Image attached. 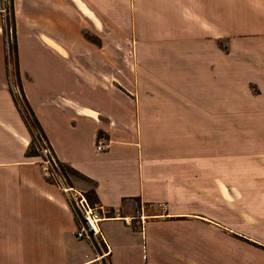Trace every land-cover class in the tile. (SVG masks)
<instances>
[{"label": "crops", "instance_id": "crops-1", "mask_svg": "<svg viewBox=\"0 0 264 264\" xmlns=\"http://www.w3.org/2000/svg\"><path fill=\"white\" fill-rule=\"evenodd\" d=\"M12 10L18 86L42 142L93 184L101 217L95 242L78 239L79 191L27 155L0 15V264H244L245 240L258 243L232 201L264 220V0ZM43 55L60 74L38 66Z\"/></svg>", "mask_w": 264, "mask_h": 264}, {"label": "rangeland", "instance_id": "rangeland-1", "mask_svg": "<svg viewBox=\"0 0 264 264\" xmlns=\"http://www.w3.org/2000/svg\"><path fill=\"white\" fill-rule=\"evenodd\" d=\"M0 15L2 16L3 29H4L3 32H4L5 46H6V65L8 69H10V73H9L10 83L14 87V99H16V101L18 102V105L16 106L20 110V113L22 114L24 120V117L25 116L29 117V115H28V110L24 105V94L22 93L21 88H19L20 86H18L17 73L15 69V61L18 60L17 59L18 56H17V52H14L13 49L14 15L12 10V0H0ZM225 43L226 42L220 43V45L225 47ZM36 61L34 60L33 63L38 62V66L40 65L43 67L46 64L48 65L50 62L54 63L55 66L57 67L58 73L60 74L61 72L60 61H56L55 59L51 60V58H48V56L45 55H43V57H39V60L37 62ZM29 119L30 117L28 118V120ZM30 120L29 122H31ZM36 137L39 141L36 139ZM29 148H30L29 151L32 154L38 155L39 159L45 160V162H47V167H49V170L51 169L52 166L58 172V175L61 180V184L64 187L73 188L79 191V193L82 194L87 199L86 195L87 194L90 195V192L93 189V184L86 178L82 177L78 173L71 170L69 167H66L55 161L52 152L50 151V149H48L49 147L42 142V139L40 138L39 135H36V133L34 134V136L31 134V142ZM44 149L46 151H43ZM51 172L52 171L48 172V177H50L49 179L52 181L53 184L58 185L59 181L58 180L56 181L54 177L51 176ZM242 202L243 201L241 200L232 201L233 203L232 205L234 209H236V211L232 210V213L235 215L233 216L234 218L232 217V219H235L234 223H238L240 221L238 220L236 214L238 212L240 214H243L244 222H245L244 236L247 239H250L258 243V245H254L245 240L246 244L243 253L244 264H264V220H262V217H259V221L257 220L254 221L252 219L254 217L252 215L253 211L250 207L252 201H244L245 204L243 209L240 206L239 207L237 206L238 204H242ZM91 206L93 205L91 204Z\"/></svg>", "mask_w": 264, "mask_h": 264}, {"label": "built area", "instance_id": "built-area-1", "mask_svg": "<svg viewBox=\"0 0 264 264\" xmlns=\"http://www.w3.org/2000/svg\"><path fill=\"white\" fill-rule=\"evenodd\" d=\"M96 149L98 151H104L106 149L103 138L98 139ZM50 171H52L51 176L54 177L56 181H59L58 185H61L60 188L64 193H69L71 190H73L71 188L64 187L61 184L58 172L53 167ZM68 202L71 208L74 210V213L76 214L79 221L76 237L78 239H84L90 243L95 242L96 237L100 236L98 223L100 221L101 215L98 210L91 206L88 200L80 193H77L76 195H70L68 197Z\"/></svg>", "mask_w": 264, "mask_h": 264}, {"label": "trees", "instance_id": "trees-1", "mask_svg": "<svg viewBox=\"0 0 264 264\" xmlns=\"http://www.w3.org/2000/svg\"><path fill=\"white\" fill-rule=\"evenodd\" d=\"M13 38H14L13 49H14V52H16L14 27H13ZM15 66H16V69H17V61H15ZM14 101H15L16 105H18V102L16 101V99H14ZM24 105H25L26 109L28 110V115H29V117H30V119H31V120L29 119V120L31 121V122H29V120H28L29 117H27V116L24 117V121H25V123H26V125H27V127H28V129H29V131H30V134H32V135L34 136V134L36 133V135H39L40 138H41V137L43 138V134H42V132H41L40 126H39L38 122L36 121V119L34 118V116H33V114H32V111H31V109L29 108V106H28V104H27L25 98H24ZM36 139H37V137H36ZM37 140H38V139H37ZM38 141H39V140H38ZM29 149H30V148H29ZM27 155H28V156H38V155H36V154H32L29 150H28V152H27ZM71 170H72V169H71ZM74 172H75V171H74ZM86 197H87V200H88V202H89L90 204H92V205L95 204V202H96V196H95V193H94V189H92V191L90 192V195L87 194Z\"/></svg>", "mask_w": 264, "mask_h": 264}]
</instances>
